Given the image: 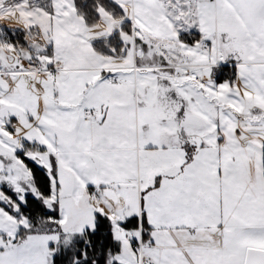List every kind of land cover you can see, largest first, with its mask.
I'll list each match as a JSON object with an SVG mask.
<instances>
[{"label":"snow or ice","instance_id":"snow-or-ice-1","mask_svg":"<svg viewBox=\"0 0 264 264\" xmlns=\"http://www.w3.org/2000/svg\"><path fill=\"white\" fill-rule=\"evenodd\" d=\"M0 264H264V0H0Z\"/></svg>","mask_w":264,"mask_h":264}]
</instances>
